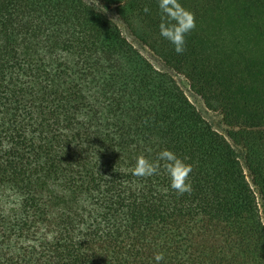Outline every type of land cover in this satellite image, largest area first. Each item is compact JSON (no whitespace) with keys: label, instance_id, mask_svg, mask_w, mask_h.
<instances>
[{"label":"trees","instance_id":"trees-1","mask_svg":"<svg viewBox=\"0 0 264 264\" xmlns=\"http://www.w3.org/2000/svg\"><path fill=\"white\" fill-rule=\"evenodd\" d=\"M103 1L227 134L94 5L0 0V264H264V0H179L183 54L158 0ZM164 149L191 194L132 174Z\"/></svg>","mask_w":264,"mask_h":264},{"label":"clouds","instance_id":"clouds-1","mask_svg":"<svg viewBox=\"0 0 264 264\" xmlns=\"http://www.w3.org/2000/svg\"><path fill=\"white\" fill-rule=\"evenodd\" d=\"M158 8L162 13L159 24L160 36L174 46V51L177 54H183L186 51V36L196 27L195 14L185 9L179 0H158ZM143 11L147 13L149 9L145 7ZM77 118L86 119L82 115ZM161 161L164 162L163 167L169 176L171 189L180 195L191 194L193 188L189 176L193 171L192 165L185 163L170 150H162L155 162L143 155L138 156L132 174L141 178L156 175L159 173ZM164 191L166 193L167 189ZM163 259V253H157L154 256L156 264H160Z\"/></svg>","mask_w":264,"mask_h":264},{"label":"rangeland","instance_id":"rangeland-1","mask_svg":"<svg viewBox=\"0 0 264 264\" xmlns=\"http://www.w3.org/2000/svg\"><path fill=\"white\" fill-rule=\"evenodd\" d=\"M86 2L94 5L98 8L102 13H104L109 19H111L121 30L123 36L145 57L150 63L158 70L163 71L165 73L170 74L178 83V85L182 88V90L187 95L188 99L191 103L197 108V110L201 113L202 117L219 133L226 136L228 127L224 125L222 122V117L219 112L211 110L206 107L203 100L193 93L190 90L188 81L186 78L173 69L169 68L164 64V62L154 54L146 45L142 44L138 41L135 36L130 32L127 26L120 20L118 17L114 6L108 5L104 3L103 0H85ZM232 143V141L230 140ZM233 147L237 154L242 157V150L240 146L233 144Z\"/></svg>","mask_w":264,"mask_h":264}]
</instances>
